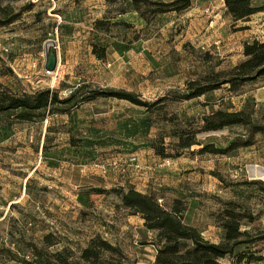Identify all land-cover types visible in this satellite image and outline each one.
I'll list each match as a JSON object with an SVG mask.
<instances>
[{"label": "rangeland", "instance_id": "rangeland-1", "mask_svg": "<svg viewBox=\"0 0 264 264\" xmlns=\"http://www.w3.org/2000/svg\"><path fill=\"white\" fill-rule=\"evenodd\" d=\"M141 5L145 16L132 0H0V83L16 93L51 88L60 99L76 93L34 111L31 120L19 117L22 109L0 113V264H46L57 261L50 254L57 251L91 264L79 256L95 236L120 252L103 250L93 264H150L157 232L121 205L120 187L155 195L166 207L180 199L183 220L214 242L223 238L220 215L233 207L247 215L241 228L251 239L236 253L264 264V238L258 239L264 131L226 153L201 149L211 144L222 151L247 139L245 127L198 132L188 148L174 136L180 124H195L215 109H243L264 121L261 76L236 89L224 84L197 98H176L188 82L243 60V43L263 38L264 10L235 19L224 0H194L181 12ZM253 5L264 7V0ZM49 39L58 51L51 72L44 67ZM94 43L105 47L104 57ZM98 87L124 88L151 102L166 97L151 109L88 98Z\"/></svg>", "mask_w": 264, "mask_h": 264}, {"label": "trees", "instance_id": "trees-1", "mask_svg": "<svg viewBox=\"0 0 264 264\" xmlns=\"http://www.w3.org/2000/svg\"><path fill=\"white\" fill-rule=\"evenodd\" d=\"M113 1V0H110ZM194 0H132L134 8L145 16L142 5L150 7L154 13L176 11L181 12L187 9ZM228 11L235 19L247 18L254 13L263 11L264 7L253 5V0H224ZM12 19L6 21L11 22ZM97 27L103 25V21H96ZM94 52L100 57L105 56V47L96 43L93 44ZM244 59L236 63L228 70L215 71L203 75L200 79L187 83V89L179 93L178 99H191L204 95L215 90L224 84H229L230 88L236 89L240 84L264 77V37L254 38L243 43ZM76 93L73 91L64 99L59 98L57 90L43 88L33 92L16 93L10 88L0 83V113L9 110L22 109L19 117L31 120L34 111L45 110L57 102H69L74 99ZM106 96L125 99L147 109H151L163 100V96L153 102L139 98L133 91L124 88H103L98 87L91 97ZM159 108V107H158ZM264 119V115H263ZM264 121L255 118L251 112L246 110L215 109L203 114L195 124H184L177 126L174 136L177 144L181 148H188L197 143V133L201 131H212L222 129L232 125L245 127L250 135L247 139L232 141L226 149L218 151L213 145H205L201 151L223 152L248 146L253 143L256 133L264 131ZM158 153L163 154L155 145ZM262 190L264 192V182ZM121 205L130 210L131 214H139L147 229L157 232L156 256L150 264H227L223 261L229 258V264H250L251 260L258 259L252 254L244 252L236 253L235 249L239 244L251 241L247 229H242L241 219L245 214L239 215L233 207H226L220 215V225L223 227V238L219 242L206 239L201 231L194 225L186 223L182 217L183 203L180 199H175L171 207L162 205L155 195L136 190L134 187H120ZM252 218V217H251ZM251 220V219H250ZM264 238V234L258 239ZM103 250H113L120 252L119 247L114 246L108 240L100 236L92 237L89 244L80 253V261L93 264L98 259ZM43 255L54 256L55 260L48 259L46 264H81L68 261V257L62 251L46 253ZM245 259L246 261H243Z\"/></svg>", "mask_w": 264, "mask_h": 264}, {"label": "water", "instance_id": "water-1", "mask_svg": "<svg viewBox=\"0 0 264 264\" xmlns=\"http://www.w3.org/2000/svg\"><path fill=\"white\" fill-rule=\"evenodd\" d=\"M58 63V51L54 40L49 39L45 44V69L49 72L56 69Z\"/></svg>", "mask_w": 264, "mask_h": 264}, {"label": "built area", "instance_id": "built-area-1", "mask_svg": "<svg viewBox=\"0 0 264 264\" xmlns=\"http://www.w3.org/2000/svg\"><path fill=\"white\" fill-rule=\"evenodd\" d=\"M73 90L72 89H68V93H71Z\"/></svg>", "mask_w": 264, "mask_h": 264}, {"label": "crops", "instance_id": "crops-1", "mask_svg": "<svg viewBox=\"0 0 264 264\" xmlns=\"http://www.w3.org/2000/svg\"><path fill=\"white\" fill-rule=\"evenodd\" d=\"M262 37H264V35ZM141 222H142V219H141Z\"/></svg>", "mask_w": 264, "mask_h": 264}, {"label": "bare ground", "instance_id": "bare-ground-1", "mask_svg": "<svg viewBox=\"0 0 264 264\" xmlns=\"http://www.w3.org/2000/svg\"><path fill=\"white\" fill-rule=\"evenodd\" d=\"M263 177V176H262Z\"/></svg>", "mask_w": 264, "mask_h": 264}]
</instances>
